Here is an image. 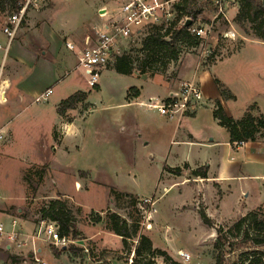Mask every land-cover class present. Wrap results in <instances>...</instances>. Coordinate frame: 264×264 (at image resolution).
<instances>
[{"label":"rangeland","instance_id":"obj_1","mask_svg":"<svg viewBox=\"0 0 264 264\" xmlns=\"http://www.w3.org/2000/svg\"><path fill=\"white\" fill-rule=\"evenodd\" d=\"M205 2L200 14L203 22L212 13ZM239 5L237 0L228 9L229 21L220 20L206 43L182 46L177 62L161 51L142 49L146 33L122 41L117 53L129 57L132 75L118 73L112 56L97 89L87 85L77 68V56L87 46V38L90 45L95 42L96 30L110 16L102 18V11L111 13L113 0L43 1L28 9L7 51L3 28L13 6L11 0H0V65L9 87L7 102L0 104V128L6 131L0 148V223L5 229L15 219L31 234L42 221L41 209L59 199L79 235L70 238L65 248L39 241V257L47 264H131L140 235L183 264H215L218 229L257 209L264 199L261 178L255 176L257 156L236 144L228 152L229 133L214 118L216 102L211 100L203 99L199 118L191 123L194 138L183 141L178 135L175 143L171 141L174 121L166 124L156 109L119 104L126 88L144 85L142 77L153 79L148 88L145 85L144 96H159L176 83L185 66L210 49L203 66L217 64L211 72L236 96L226 100L230 115L241 119L255 105L253 113L264 116V42L248 37L235 23ZM228 29L235 30V40L223 37ZM68 41L76 51L66 47ZM47 88L53 89L49 100L36 102V95ZM77 93L85 98L59 115V103ZM230 158L238 176L229 183L227 197L228 189L184 169L187 163L203 162L217 170V164L226 166ZM78 166L84 168L75 172ZM166 166L181 167L183 172L174 175L164 170ZM146 198L151 202H145ZM114 213L132 229L137 225V235L127 240V247L123 237L109 228ZM180 252L188 253L190 260L184 261ZM13 257L16 264H36L29 246L8 249L7 242L1 241L0 264H13ZM154 261L164 264L161 256Z\"/></svg>","mask_w":264,"mask_h":264},{"label":"trees","instance_id":"obj_2","mask_svg":"<svg viewBox=\"0 0 264 264\" xmlns=\"http://www.w3.org/2000/svg\"><path fill=\"white\" fill-rule=\"evenodd\" d=\"M11 1L12 13L17 12L21 0ZM203 1L184 0L180 17L196 18L203 12ZM239 3L235 23L245 29L248 37L264 42V0H239ZM247 24H249V29L246 30ZM199 42L200 40L192 36L185 26L168 29L164 33L162 29L156 28L143 38L142 49L161 51L169 61L177 62L182 46H196ZM116 55H114L116 58L115 70L120 74L132 75L133 67L129 57ZM214 82L223 100L236 99V96L219 79L215 78ZM95 88L99 89L98 86ZM128 91V99H131V91H133L132 98L139 96V90L136 87H131ZM79 95V93L73 94L60 102L57 113L63 116L67 110L74 108L77 101L85 98L84 93H81L82 97ZM255 109V105L249 106L244 116L237 120L227 113L221 101H217L213 116L218 120L219 125L229 133L231 144H245L264 138V116L262 114L255 115L253 113ZM165 169L178 176L183 172L181 167H165ZM184 169H190L188 164L184 166ZM208 170L207 166H203L192 169L191 174L199 178H208ZM41 214L42 220L53 221L59 225L61 236L75 240L79 235L75 221L65 209L63 201L52 200L47 207L41 209ZM201 216L207 224H211L205 213H202ZM109 219V228L123 237L127 247V240L137 235V229H135L137 225L135 224L132 229L133 226L128 221L115 213ZM97 221H101V217H98ZM214 251L215 264H264V206L241 216L226 228H219ZM158 256L163 257L164 264H183L174 260L165 250L154 248L151 239L145 235L139 236V246L135 250V257L131 264H154V260ZM147 257L149 259L144 261ZM11 262L16 264L18 260L13 257Z\"/></svg>","mask_w":264,"mask_h":264},{"label":"built area","instance_id":"obj_3","mask_svg":"<svg viewBox=\"0 0 264 264\" xmlns=\"http://www.w3.org/2000/svg\"><path fill=\"white\" fill-rule=\"evenodd\" d=\"M46 0H21L19 10L8 17V21L3 28V33L7 37L6 51L11 46L25 15L29 8L37 6ZM114 9L110 13L108 10L101 17H108L100 29L96 30V38L93 45H90V38H87V46L79 51L77 56V68H79L87 85L95 88L100 83L102 72L107 68L110 59L118 52L119 45L122 41L133 40L140 35L160 28L162 32L168 29L182 27L188 19L192 20L191 25L185 26L187 31L194 37L198 38L201 43H206L215 31V25L222 19L229 21L227 11L237 4V0H206L209 6L207 9L212 11L207 22H203L200 14L196 18L181 16V7L184 0H113ZM223 37L235 40L236 32L228 29L223 32ZM66 47L71 51H76V46L68 41ZM2 48L0 44V49ZM211 53L210 49H204L201 57L205 58ZM118 54V53H117ZM5 70L3 64L0 65V104H5L8 100V83L5 80ZM53 94V89L47 88L36 95L35 101L45 103ZM202 88L194 82H185L178 91L170 94L168 97L154 101L150 99L143 105L148 108L157 109L158 112L170 118H180L192 112H195L203 104ZM6 137V131L0 128V148ZM242 146L244 144H236ZM145 202H151L146 198ZM7 242V247H30V253L36 264H47L39 255L42 253L38 247L39 241L53 244L55 248H64L71 239L61 236L59 225L53 221L42 220L28 234L22 230L17 220L13 219L10 229L6 230L0 223V242ZM184 261H189L188 253L180 252Z\"/></svg>","mask_w":264,"mask_h":264},{"label":"crops","instance_id":"obj_4","mask_svg":"<svg viewBox=\"0 0 264 264\" xmlns=\"http://www.w3.org/2000/svg\"><path fill=\"white\" fill-rule=\"evenodd\" d=\"M204 61L205 60H203L202 57H199L198 61H196L195 63H191L190 65L185 66V72H183V74L178 76L176 83L170 85V87H167L166 88L167 90L162 91V93L159 94V96H155V95H150L148 97L144 96L146 89L148 88L149 81H152L153 79H149L147 77H142V79L144 81V85H141L140 87L133 86V87L138 88L139 96L128 99V94H129L128 90L131 88V87H128V88H126L125 99H124L123 103L119 104V105L123 106V107H127V106H132V105L137 104L143 108H146L148 110H152L154 108H148V107L144 106L143 104L148 103L150 101V99H152V98L154 99V101H160V100L166 98L167 96H169L170 94L178 91L183 83L194 82V83H197L202 88L205 100H211L214 103L217 101H221L222 105L224 106V108L226 110L227 109L226 108L227 101L222 99L220 92H219V90H218V88L214 82V79L217 78V76H215V74L213 72H211L212 69L214 68V66L217 64H214L212 66H210V65L203 66ZM217 79H219V78H217ZM145 85H147V88ZM100 89H101V85H100ZM213 111H214V109H213ZM227 113L230 115V113L228 111H227ZM160 115L167 119L165 121L166 124L171 123V122L173 123V121L175 122L173 135L171 137L172 142L175 143L178 141V139H179L178 135L183 136V138H181L183 141H188V140H191L194 138V136L192 135V133L190 132L189 129L191 127V123L194 121H197L199 118V110L198 109L195 112H192L189 115L187 114V115L182 116L180 118H178V117L177 118H170V117L164 116L162 114H160ZM225 144L229 150L228 152H233L234 149L230 143L229 134H228L227 140L225 141ZM242 146L244 147L245 151H248L249 153H254L257 156V157H254L259 162L258 163L259 165L257 167L258 173L255 176L258 178H261L260 179L262 182L261 187L263 189V193H261V194H264V173L259 172L262 170V168L264 169V138L259 139L257 141L247 142ZM242 152H244V151H242ZM232 157L233 156H231V158ZM231 158L226 161V164H227L226 166L224 163L217 164V170L212 169V165H208V169H209L208 170V178H200V179H203L207 182H213V183L217 184L218 186H220L221 189H228L229 192L226 194L225 197H227L231 193V186L229 183L238 176L237 171H236V167L234 165H230V161L232 160ZM188 165H189L190 169H197L199 167L206 166L203 164V162H199L198 164H196L194 166H192L190 164H188ZM168 167L174 168L171 166H168ZM82 168H84V167H80V166L76 167L75 172L81 171ZM164 170H165V168H164ZM242 198H243V195L241 193L238 196V199L240 201H242L243 200ZM260 206H264V199H262L261 202L258 203V206L256 208H258ZM2 215H8V214L2 213ZM25 227H27V226H25ZM8 249H9V247H8Z\"/></svg>","mask_w":264,"mask_h":264},{"label":"water","instance_id":"obj_5","mask_svg":"<svg viewBox=\"0 0 264 264\" xmlns=\"http://www.w3.org/2000/svg\"><path fill=\"white\" fill-rule=\"evenodd\" d=\"M191 23H192V20L191 19H188L183 26H189V25H191Z\"/></svg>","mask_w":264,"mask_h":264}]
</instances>
